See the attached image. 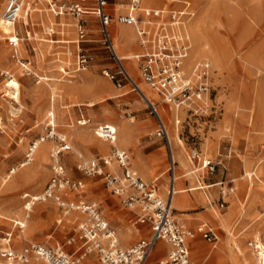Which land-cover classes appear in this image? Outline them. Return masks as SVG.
Listing matches in <instances>:
<instances>
[{
    "label": "rangeland",
    "instance_id": "rangeland-1",
    "mask_svg": "<svg viewBox=\"0 0 264 264\" xmlns=\"http://www.w3.org/2000/svg\"><path fill=\"white\" fill-rule=\"evenodd\" d=\"M29 1L33 9L28 22L22 12L23 16L14 25L15 31L10 35L0 31V249L7 233H12V245L16 249L30 243L65 244L68 237L75 234L74 229L83 217L75 211L59 225L57 219L63 217L62 209L53 199L31 204V199L24 197L25 193L42 194L54 174L52 154L60 140L56 136L41 143L37 140L47 137L49 120L57 135L66 139L71 147L61 154L64 174L85 184L83 188L67 189L65 194L68 195L64 198L69 202H96L112 218L115 217L112 209L116 207L128 214V220L134 216L105 186L103 176H88L78 168L79 155L86 159L110 157L118 146L129 151L132 166L138 171L134 166V154L129 148L120 146L125 130L135 126L132 147L137 144L148 147L154 139L166 146L156 135L157 117L150 113L141 90H132L130 84L119 87L104 74L106 69L115 70L116 63L104 43L99 19L89 11L81 15L86 28L81 40L78 18L68 14L56 17L47 0ZM183 1L190 2L193 12L186 21L190 56L195 50L188 69L198 60L211 62V95L203 114L180 110L181 122L175 124L174 130L177 141L180 138L182 144L175 148L186 158L191 175L195 177L191 185H203L206 191L217 193V197L212 198L216 209L221 186L234 185L235 192L229 197V204H234L236 209L230 229L212 225L219 236L216 244L197 235L201 251L198 253L192 247V257L195 264H244L245 258L248 264H258L249 242L258 239L264 242V0H181L176 4L182 5ZM6 2L0 0V15L4 13ZM128 3L129 0H109L108 5L114 8L113 15L117 16L127 11ZM90 16L95 21L91 22ZM190 23L198 26L195 41ZM121 28L123 33H129L137 47L135 30L127 26ZM126 40L128 43L127 37ZM80 49L92 57L86 70L78 69ZM189 58L186 61L190 62ZM139 74L138 80L153 90ZM10 78L19 83L18 97L6 86ZM158 98L159 105L167 106L160 96ZM170 109L173 117L174 110ZM139 114L151 116V122L143 124L144 129L137 127ZM104 123L116 130L117 140L113 143L97 134L98 126ZM173 124L172 119L170 125ZM35 140L34 160L25 163L29 146ZM195 148L200 150L206 163L209 159L218 163L214 173L201 167L202 161L190 159ZM167 152L165 163L155 171L159 177L153 180L159 187L165 185L166 195L169 192ZM104 170L120 172L115 162ZM210 182L223 183L211 187L207 185ZM111 197L116 201L114 204ZM16 223L24 227L21 229ZM134 224L142 226L136 221ZM140 237L131 238L126 246L122 244L130 247ZM212 251L215 253L211 254Z\"/></svg>",
    "mask_w": 264,
    "mask_h": 264
},
{
    "label": "built area",
    "instance_id": "built-area-1",
    "mask_svg": "<svg viewBox=\"0 0 264 264\" xmlns=\"http://www.w3.org/2000/svg\"><path fill=\"white\" fill-rule=\"evenodd\" d=\"M180 1L165 0L163 6L155 7L146 6L144 0H129L128 11L120 13L117 20L135 28L141 50L136 52L132 59L137 63L141 78L160 94L166 104L200 115L206 112L207 100L211 95L209 81L212 64L206 59L198 60L192 69L186 71V60L191 51L186 21L193 16V12L190 2L183 1L182 5L176 4ZM47 2L56 17L68 14L78 18L77 28L81 40L86 35L85 20L81 15L88 14V11L92 12L99 19L104 43L116 63L115 70L106 69L103 71L104 74L119 87L130 84L133 90L140 91L124 63L125 58L118 54L112 41L110 33L112 14L108 10L109 0H93L89 8L87 6L89 0H47ZM22 3L23 0H7L4 17L15 20L21 11ZM8 42L16 46L13 41ZM91 61L92 57L80 49L77 56L78 69H88ZM145 101L150 112L159 122L156 135L166 142L169 149L171 196L169 193L167 198L163 197L155 183L146 182L131 167L128 151L117 147L110 157L86 159L79 155L78 168L88 176H103L105 186L110 192L121 198L123 205L134 213L140 224L149 226L150 235L140 238L130 247H123L118 241L115 229L109 224L98 203L85 200L69 202L64 198L67 189L83 188V182L73 180L64 174L61 154L71 147L66 139L57 135L52 120H49L47 137H40L37 140L42 142L46 138L55 136L60 140L52 154L54 174L42 194L35 196L25 193L24 197L30 198L31 204L53 199L62 209L63 217L57 219L59 225L65 223L66 217L75 211L80 212L84 219L78 223V230L68 237L65 244L55 246L30 243L22 249H16L12 245V233H7L4 237V246L0 249V264H30L31 261H35L36 264H150L151 256L159 242L169 245V249L161 259V264H195L189 240L199 234L211 242L218 240L217 232L206 223L191 229L175 215L171 205L176 165L172 144L156 104L147 98ZM128 115L131 116L130 113ZM50 117L53 119V116ZM98 130L100 137L108 141L115 140L117 136L115 130L110 129L107 124L98 126ZM37 140L29 146L25 163L34 160ZM191 157L202 161V167L209 168L211 172L218 164L210 160L206 163L196 148L191 151ZM110 161L118 164L121 169L119 173L104 170ZM226 195L227 191L223 188L219 203L221 208L226 205ZM16 225L21 229L24 227L22 223ZM249 245L257 257L258 264H264V247L261 246V242L253 240Z\"/></svg>",
    "mask_w": 264,
    "mask_h": 264
},
{
    "label": "crops",
    "instance_id": "crops-1",
    "mask_svg": "<svg viewBox=\"0 0 264 264\" xmlns=\"http://www.w3.org/2000/svg\"><path fill=\"white\" fill-rule=\"evenodd\" d=\"M89 1L91 4L93 0H89ZM144 4L146 6L161 7L165 4V0H150L148 3H146L144 1ZM108 10L112 14L111 22H113L115 20L117 21L118 15L117 16L113 15L114 8L111 9L108 5ZM127 11H128V9H127ZM126 12H121V13H126ZM90 17H92V16H90ZM92 21H95L93 19V17L91 18V22ZM117 24L120 26H126V25H121L118 22L117 23H111V25H114L113 29H111V26H110L111 38H112V30L116 31L118 28ZM127 27H129V26H127ZM135 33H136V31H135ZM136 36H137V34H136ZM136 43H137V47H136V45L134 47H131V48L126 47L125 52H127V53H130V52L133 53L134 51L139 52L141 50V47L139 44L138 36H137ZM135 66H136V70H138L136 62H135ZM139 77H140V79H142L140 74H139ZM133 78L135 79L136 83L138 84L137 78H135L134 76H133ZM138 86H139V84H138ZM139 88H140V86H139ZM132 90H133V88H132ZM166 105H168V104H166ZM137 106L140 107V103ZM160 117L163 119V122L166 125L164 118L161 115H160ZM138 118H139V120H138L137 127H140V129L145 128V127L143 128V124H145L147 122H151V116H148V115L145 116V114H139ZM173 120H174V116H173ZM134 121L135 120H133L131 123H134ZM157 123L159 126L158 119H157ZM123 124H122V127H125V126H123ZM135 127H133L131 130H128L127 128H126L127 130L124 129L125 130L124 142L121 143L120 146H124V147L129 148L130 151L134 154V157H135L134 158L135 159L134 166L141 173V176L143 177V179L146 182L155 183V184H156V182L153 180H155L159 177V173L158 172L155 173V171L159 168V166L161 164L163 165L165 163V160H166L165 159L166 158L165 152L168 150V152H167L168 172H169L168 187L170 188V163H169V149H168L167 144H166V146L162 145L161 141H159L158 139H154L148 147H145V145L143 146L140 144L139 145L137 144V145L132 147L131 143H133V141H134V135H135L134 129H135ZM171 144H172V142H171ZM117 148H119V147L117 146ZM108 149H110V148H108ZM119 149H121V148H119ZM123 150H126V149H123ZM172 152H173L175 160H176V165H175L176 170L174 171V174H176V178L174 179V188H176V190H175V193L173 192L174 193L172 196L173 199H171V201L173 200V208H174L175 215L180 217L185 223L187 221L188 222L187 225L191 229H196L197 226L201 223H206L208 226H210L212 228H213L212 225H215V226H218L219 228L224 227L226 229H230L232 227L233 221L235 219L236 209H235L234 204H232V203L229 204V197L235 192V186L234 185L233 186L222 185L223 182H210V184H207V185H212L211 187H214L217 185H222L221 189H220V195L218 198V203L216 204L217 205V209H216L215 204H214L215 202H213V200L217 197V193L216 192L210 193V192L206 191L205 189L193 190L192 188L194 186L191 184L195 181V177L193 175H191L188 164L186 163V158L181 156L182 153H178L176 151V148L173 147V144H172ZM128 153H129V151H128ZM202 158L205 159L204 157H202ZM190 159L192 160V157H190ZM209 160L212 161L211 159H209ZM212 163H217V162L212 161ZM130 164H131V167L133 168L132 162H131V156H130ZM201 167H202V165H201ZM204 168H206V167H204ZM206 169H207L208 173L212 174L215 172L216 167H215L213 172H211L209 168H206ZM119 170H121V169L119 168ZM197 181H198V179H197ZM160 186L161 187L158 186V189L162 188L161 189L162 196L167 198L169 192L167 195L165 194V185L161 184ZM211 187H208V188H211ZM223 188L226 189L227 195L225 197L226 205H225V207L221 208L219 206V203L221 200V190ZM212 198H213V200H212ZM111 200H112L113 204L116 202L115 199H113V197H111ZM108 204H110V203L108 202ZM111 207H112V205H111ZM123 208H126L127 210L132 212L130 209H128L125 206ZM112 210H113L112 216L113 217L115 216L114 218L110 217V215L108 216L104 211H102V212H103L104 216L106 217V219L108 220L109 224L116 230V234H117L121 244L125 243V246H126V244L129 243L130 239L135 238L136 235H140L141 236L140 238L150 235L149 226L145 225V224H140L136 220L133 212H132V214H133L134 218H131V221H130L126 218L128 214L126 215V213L121 211L122 209H120L119 207L113 208ZM133 221L134 222L136 221V223H139L142 226H137L136 224H134ZM132 222H133V224H132ZM197 223H199V224L195 228H193V226H195ZM218 239H219V236H218ZM217 242H218V240L216 242H213V243L216 244ZM200 243H201V241L198 240L197 237L191 241L189 240L191 255H192V247H194L196 249L195 250L196 252L201 251V249H200L201 244ZM122 245L124 246V244H122ZM237 246H238V249L240 250V246L238 244H237ZM168 249H169L168 244H166L164 242H159L157 244V247L155 248L152 256H151L150 264H161V259ZM212 253H215V251H212L211 254ZM192 259H193V257H192ZM193 261H194V259H193ZM202 262H204V261H202ZM244 264H248V260L246 258H245Z\"/></svg>",
    "mask_w": 264,
    "mask_h": 264
},
{
    "label": "bare ground",
    "instance_id": "bare-ground-1",
    "mask_svg": "<svg viewBox=\"0 0 264 264\" xmlns=\"http://www.w3.org/2000/svg\"><path fill=\"white\" fill-rule=\"evenodd\" d=\"M129 7V6H128ZM31 9H33L32 8V6L30 5V1L28 0V2H24V0H23V3H22V7H21V11H20V13H19V15H18V17L15 19V20H8V19H6L5 17H4V14L3 15H0V31L3 33V34H5V35H10L13 31H15V27H14V25H16V23H17V20L19 19V18H21L23 15V13H25V20H27V22H28V16H29V13H30V10ZM23 12V13H22ZM117 22H118V20H117ZM112 23V22H111ZM111 23H110V26H111V29H113V25H111ZM119 23V22H118ZM119 24H121V25H126V24H122V23H119ZM189 25V28L191 29V31H192V34H193V36H194V41L196 40V38L198 37V34L199 33H197V31H198V26L195 24V23H190V24H188ZM126 26H129V27H132V28H134V26H132V25H126ZM186 27H187V24H186ZM135 29V28H134ZM132 32V31H131ZM126 37L129 39V42L127 43V40H126ZM130 36H129V33H123L122 32V28H121V26L119 25L118 26V28H117V30L116 31H113L112 30V40H113V43H114V45H115V48H116V50H117V52H118V54L121 56V57H123V58H125L124 60V63H125V65H126V67L128 68V70L130 71V73L135 77V78H137V80H138V70H136V66H135V62H134V60L132 59V57L134 56V54L133 53H127V52H125V48L126 47H129V48H131V47H134V43L131 41V39L129 38ZM200 41H203V40H200ZM196 43V42H195ZM192 46H193V44H192ZM202 50V49H201ZM194 52H195V50H194ZM194 52H192V54H191V56H190V58H189V61L190 62H188V61H186V65H185V68L187 69V70H189L188 68H189V66L191 65V63L193 62V60H194V56H195V54H194ZM201 54V53H200ZM199 57V56H198ZM138 83H139V86L141 87L140 88V90H141V92L143 93V97L146 99H149L150 101H152L153 103H155L156 104V107H157V111H158V113H159V115H161L163 118H164V121L166 122V128H167V130H168V134H169V138H170V141L172 142V144H173V147H178L179 146V144H182V140L179 138V142L177 141V135H176V133H175V130H174V126H175V124L176 125H178V124H180V122H181V120H180V118H179V114H180V110H185V109H181V108H179V109H177V108H175V107H172V106H170L173 110H174V124L173 125H170V123H172V119H173V117H172V111H171V109H170V107H168V105L167 106H164V105H159V96H160V94H157L156 92V90H154L153 88V90L154 91H156V92H154L153 90H150L149 88H148V86L147 85H145L144 83H142V82H140V80H138L137 81ZM6 86L7 87H9L11 90H12V92L14 93V94H16V96L18 97V90H19V83H18V81L15 79V78H10L7 82H6ZM150 86V85H149ZM5 92H7V91H5ZM159 95V96H158ZM15 97V96H14ZM16 97V98H17ZM161 97V96H160ZM161 99H162V101L164 102V100H163V98L161 97ZM165 103V102H164ZM1 118V117H0ZM2 120V119H1ZM1 120H0V124H2L1 123ZM134 119L133 118H131V122L133 121ZM163 120V119H162ZM104 124H107L108 125V127H110V129H112V127H111V124H109V123H104ZM104 124H102V126H104ZM168 125H169V127H168ZM47 126V125H46ZM100 126V125H99ZM112 130H115V129H112ZM97 131H99L100 132V130H98V128H97ZM115 132H116V130H115ZM98 134V133H97ZM99 135V134H98ZM100 136V135H99ZM102 139H105V138H103V137H101ZM106 140V139H105ZM117 140V136L115 137V140H113V141H109V142H111V143H113L114 141H116ZM108 141V140H107ZM40 142V141H39ZM36 143H37V141H36ZM41 143V142H40ZM37 148V147H36ZM35 151V150H34ZM175 151V150H174ZM236 161H239L238 159H236ZM114 161H110V164L108 165L109 167L110 166H112V163H113ZM240 162V161H239ZM116 163V162H115ZM117 164V163H116ZM118 165V164H117ZM119 167V166H118ZM112 169V168H111ZM239 169V168H238ZM176 169H174V171H175ZM116 173H118L117 171H116ZM174 178H176V174H174ZM84 185L85 184H83V187H84ZM205 188V186H200V187H193L192 189L193 190H196V189H204ZM159 190V189H158ZM175 190H176V188H174V193H175ZM170 193V192H169ZM174 193H172V196H173V194ZM65 195H68L67 193L65 194ZM170 196H171V193H170ZM119 197V196H118ZM175 197V196H174ZM120 198V197H119ZM121 199V198H120ZM171 199H173L172 197H171ZM171 205H172V207H173V200L171 201ZM73 213V212H72ZM72 213L70 214V216L72 215ZM69 217V216H68ZM66 219H67V217H66ZM84 219V216L82 217V219L80 220V222L82 221ZM25 223V222H24ZM75 231H77L78 230V227L76 226V228L74 229ZM115 233H116V230H115ZM116 236H117V234H116ZM23 237V236H22ZM197 237V235L194 237V238H196ZM117 238H118V236H117ZM191 240H193V238L192 239H190V241ZM118 241L120 242V240H119V238H118ZM257 242H260L259 241V239L257 240ZM59 244H60V242H58ZM121 244V243H120ZM121 246H123L122 244H121ZM261 246H263L264 247V242H261ZM124 247V246H123ZM196 250V249H195ZM198 253L200 252V251H197ZM256 256V255H255ZM256 259H257V257H256ZM258 261V260H257ZM30 264H36V262L35 261H31V263Z\"/></svg>",
    "mask_w": 264,
    "mask_h": 264
}]
</instances>
